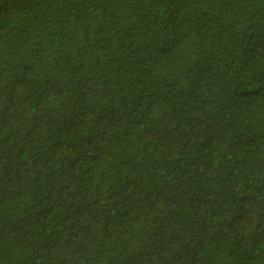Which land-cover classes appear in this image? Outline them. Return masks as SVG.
<instances>
[{
	"label": "trees",
	"instance_id": "1",
	"mask_svg": "<svg viewBox=\"0 0 264 264\" xmlns=\"http://www.w3.org/2000/svg\"><path fill=\"white\" fill-rule=\"evenodd\" d=\"M0 264H264V0H0Z\"/></svg>",
	"mask_w": 264,
	"mask_h": 264
}]
</instances>
